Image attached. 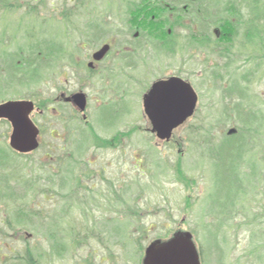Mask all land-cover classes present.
Returning a JSON list of instances; mask_svg holds the SVG:
<instances>
[{
    "label": "rangeland",
    "instance_id": "374dc122",
    "mask_svg": "<svg viewBox=\"0 0 264 264\" xmlns=\"http://www.w3.org/2000/svg\"><path fill=\"white\" fill-rule=\"evenodd\" d=\"M140 1L0 0V104L27 99L44 112L33 114L41 144L27 156L14 153L12 126L0 121V264H24L27 246L42 264H142L151 242L178 230L191 231L210 262L224 240L264 252V0H175L187 15L188 28L172 26L180 38L174 49L183 50H149L150 64L117 56L152 38L129 23V7ZM226 20L236 31L218 42L214 31ZM105 43L111 51L101 69L114 80L98 82V90L72 78L68 67L89 63ZM172 74L194 84L199 106L171 143H161L142 100L154 81ZM61 90L86 93V121L56 103ZM102 140L114 146L95 152ZM85 170L105 181L81 182ZM30 206L38 216L15 213Z\"/></svg>",
    "mask_w": 264,
    "mask_h": 264
},
{
    "label": "water",
    "instance_id": "95a60500",
    "mask_svg": "<svg viewBox=\"0 0 264 264\" xmlns=\"http://www.w3.org/2000/svg\"><path fill=\"white\" fill-rule=\"evenodd\" d=\"M110 45L105 44L95 52L94 60L102 61L109 53ZM73 101L80 112H85L88 100L81 92L66 99ZM198 95L192 86L176 77L160 80L144 97L145 114L151 123V130L160 141H169L174 130L190 118L197 107ZM35 110L33 101L13 100L0 105V120L12 125L10 147L20 154L32 153L39 148V128L31 115ZM235 130L232 129L231 133ZM143 264H200L199 253L191 233L179 232L166 242L156 240L146 249Z\"/></svg>",
    "mask_w": 264,
    "mask_h": 264
},
{
    "label": "flooded vegetation",
    "instance_id": "af4514ba",
    "mask_svg": "<svg viewBox=\"0 0 264 264\" xmlns=\"http://www.w3.org/2000/svg\"><path fill=\"white\" fill-rule=\"evenodd\" d=\"M157 33H159V32H155V34H157ZM140 34H141L140 32H136V34H134L135 42L140 40L139 39ZM151 39L145 41L147 43L138 42V44H142V45H140L139 47H136L135 50H133L132 48H129V47H125L122 50L117 51V56H119L121 58L120 60H125V59L127 60V59L131 58V59H134L133 62H135V61L145 62L146 61V63L149 62V64H150L151 63V57H150L151 54H148V56L146 58H145V54H143V53L148 52L149 50L154 51L153 49H156V50L161 49L165 52V54L167 52V54H169V55L172 52L174 53L175 49H177L178 51H182V49L180 47H176L174 49V45L176 44L175 38L171 39V42L173 44H170V45L166 44L165 45L163 43L162 44L160 43L158 46H157L158 43H156V45H155V43L154 44L149 43L150 41H153V42L158 41L156 38H151ZM151 46L154 48H152ZM130 52H134V53L131 54L130 56L126 57L125 54H129ZM140 53L143 54L144 56H139ZM157 63H159V62H157ZM102 65H103V62H91L90 61L89 63L73 64L72 67L71 66L68 67V70L69 69L71 70V77L72 78L78 79L80 82L84 83L86 85V87L91 86L93 89L99 90V88H100L99 83H101V85H104V82H109V80L111 82L112 80H114L112 70L108 69V72L104 73V70L101 69ZM132 65H133V63L129 64V66H132ZM111 69H113V68H111ZM118 69H119V66H118ZM124 74H125V78H126L127 73H124ZM205 74H206L205 71H202V73L200 74V78L205 80V77H206ZM172 76H178V77L182 78L180 75L172 74L171 76H163L161 79H168ZM192 85L194 86V84H192ZM111 89H112L111 87H108L106 89V91H110ZM71 94L72 93H70V95ZM70 95H67L65 90H61L59 92V96L57 99L65 101L64 99L66 98V96H70ZM68 105L71 107L73 106L72 103H70ZM104 142L105 141L102 140L98 143V145L95 144V147H96L95 152L97 150L101 151V150L105 149V143ZM89 165H94V164L89 162L85 166L89 167ZM86 171L87 170L82 172V173H84L83 176L88 175L91 178L87 182H90V181L93 182L94 179L95 180L97 179L99 182L105 181V180H102L103 177H102L100 172H96V174H93L95 176H92V175L88 174ZM178 181L182 182L181 180H178ZM110 186L111 185H109L108 187H110ZM101 188L104 189L107 187H101ZM91 190L94 191V189L92 187H91ZM113 192H114L113 189L111 191H106L107 194L108 193L112 194ZM116 192H118V189L116 190ZM216 221H220V219H217ZM220 226L222 227V230H224L223 228L226 227L224 225V223H221ZM260 249H261L260 247H257V248L252 250V248L250 246H248V245L246 246V244H243L242 240H240V239L239 240L233 239V241L224 240L223 242H221V244L220 243L214 244L213 250H214L215 255H213V258L211 259V260H213V259L214 260L210 262V257H209L208 251L205 250L202 246L197 245V250H198V253L200 255V263L201 264H207L206 263V255H208L207 261L210 264H253V262H252L253 258L258 259V260H259V258H264V252L260 251ZM212 253H213V251H212Z\"/></svg>",
    "mask_w": 264,
    "mask_h": 264
},
{
    "label": "trees",
    "instance_id": "16d2710c",
    "mask_svg": "<svg viewBox=\"0 0 264 264\" xmlns=\"http://www.w3.org/2000/svg\"><path fill=\"white\" fill-rule=\"evenodd\" d=\"M187 1L191 2L192 0H187ZM177 2L178 1H175V0H141L138 3L137 2L132 3L128 10V16L130 17V21H129L130 26L133 27L132 29L142 30L144 32L147 31L148 34L154 37H156L158 34V33L155 34V32H159V30H162L163 31L162 35L170 38L171 33H169V31L172 30V26H174V24L188 28L187 24L183 23L185 17L187 16L185 13L186 9L184 6L181 7L182 5ZM204 13H205V9H204ZM204 13H203V19H206L207 17ZM233 25L235 26V24H233V22L229 20H226L224 24L223 22L222 23L220 22L219 26L217 27L220 33L218 36H216L218 42L229 40L231 38L230 36L234 35V32L236 31V29H234L235 27H233ZM195 30H196V26L193 25L192 36H191L193 40L195 39V35H194L196 32ZM159 36L161 35L158 34L157 37ZM200 37L202 38V42L201 41L200 42L202 45H204L205 37L202 34L200 35ZM208 42H211V39ZM212 42L215 43L214 41ZM217 48L218 47H216L215 50ZM106 143L107 144H105V147L114 146L111 140H107ZM5 158L6 157L4 154V158H3L4 160L3 161L1 160L3 164L7 162V159ZM177 171L179 172V174H181V176H183L182 171L180 169H178ZM80 177H81L80 179L82 180L91 179L90 176L88 177V175H85V176L80 175ZM5 180H8L7 176L3 177V182H5ZM23 185L27 189L26 192H28L30 185L32 184L30 181H25L23 182ZM12 187L15 189L16 185H12L10 188ZM0 193H1V190H0ZM39 194L40 193L38 192L35 193V195H39ZM22 210L23 209H21V207H18V209L15 211L17 215L18 214L20 215V219H22V217L25 216L26 219L30 220L33 215L38 216L37 215L38 213L36 214L34 213V211H32L31 206L29 207V210H27L26 212ZM20 258L18 257L17 259L20 260ZM22 261H24V264H42L41 260L39 258H36L33 249H31L29 246L26 247V252L23 256ZM17 262H20V261H17ZM16 263H13V264H16ZM2 264H9V263L4 261Z\"/></svg>",
    "mask_w": 264,
    "mask_h": 264
}]
</instances>
